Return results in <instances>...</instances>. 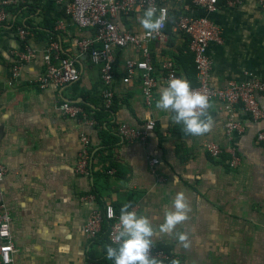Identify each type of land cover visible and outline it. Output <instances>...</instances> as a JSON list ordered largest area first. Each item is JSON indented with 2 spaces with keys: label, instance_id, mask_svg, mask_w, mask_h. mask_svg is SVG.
Segmentation results:
<instances>
[{
  "label": "crops",
  "instance_id": "0c3cea01",
  "mask_svg": "<svg viewBox=\"0 0 264 264\" xmlns=\"http://www.w3.org/2000/svg\"><path fill=\"white\" fill-rule=\"evenodd\" d=\"M190 0H173V15L184 12ZM9 22L0 26V164L9 169L0 184L13 215V234L18 248L15 264H93L106 256L105 246L95 244L84 225L96 205L129 203L153 225L154 244L172 259L163 264H264V145L257 141L264 120L253 122L242 108L232 114L245 130L226 134L229 117L223 103L211 102L205 115L212 126L201 135H191L172 119L171 110L149 106L142 91V78L129 83L126 60L136 57L131 49L117 51L113 83L115 110L104 109L99 67L78 43L94 32L80 29L53 0H33L9 8ZM139 11L118 19L122 29L143 33ZM192 15H204L193 9ZM220 25L224 43H212L211 84L224 87L229 81H244L264 71V11L255 0L232 8L221 3L212 17ZM62 23L64 29L59 24ZM28 26L23 42L18 27ZM50 39L62 55L76 60L80 80L68 87L41 89L36 81L45 71L44 54ZM29 46L34 55L18 77L13 74L20 55ZM188 36L175 27L167 42L155 41L152 50L160 80L166 83L165 61H174L179 76L191 82ZM192 66V64H191ZM190 73V74H189ZM81 103L89 113L101 116L94 126L65 116L58 105ZM156 101V100H155ZM264 109V95L259 97ZM150 119L156 127L146 142H130L119 133L122 122L143 126ZM91 140L90 176L78 174L75 165L81 149L80 134ZM234 145L241 157L237 169L228 156L212 157L208 142ZM159 162L152 167L151 159ZM182 191L188 203L187 219L162 232L166 209ZM96 195V202L84 196ZM189 241L183 247L177 233Z\"/></svg>",
  "mask_w": 264,
  "mask_h": 264
},
{
  "label": "built area",
  "instance_id": "2783aa9c",
  "mask_svg": "<svg viewBox=\"0 0 264 264\" xmlns=\"http://www.w3.org/2000/svg\"><path fill=\"white\" fill-rule=\"evenodd\" d=\"M33 0H0V26L9 22L11 17L9 8L24 5ZM61 7L67 17L80 29H90L94 34L90 38L82 39L78 43L79 51L87 54L91 62L99 67L100 79L104 86L102 98L104 107L110 108L114 103L113 83L115 80L116 54L121 49H131L136 54L126 60L125 77L123 81L129 83L135 77L142 78V91L145 102L152 106L156 100V92L160 80L157 77V65L152 50L155 41L167 42V27L173 19V0H53ZM191 5L183 6L184 12L177 18L175 29L188 36L190 51L194 55L197 84L191 88L204 93L209 101L223 103L229 117L226 122V134L231 140L234 134H242L245 127L236 121L232 115L236 109L242 108L255 123L264 120V109L261 108L259 97L264 95V71L262 74L250 75L244 81H229L224 87H214L211 84L212 58L209 49L212 43L223 44V31L213 15L220 9L221 3L235 8L245 4L248 0H190ZM264 11V0H255ZM147 7L155 9V16L160 21L158 30L139 34L122 29L118 19L127 17ZM201 9L204 15H192L193 9ZM64 29L63 24H59ZM18 33L23 42L28 41L29 31L21 26ZM26 51L20 55L13 74L18 77L24 64L30 62L34 55L27 45ZM45 71L38 77L36 83L41 89H60L77 83L81 78L76 60L62 55L58 43L50 39L44 54ZM163 67L166 71L165 83L172 76H179L174 61H165ZM1 95V94H0ZM60 111L68 117L81 120L84 124L94 126L97 120L80 103L64 101L58 105ZM156 127V120L150 119L143 126L122 122L119 126L121 136L130 142H146L151 131ZM81 149L75 165L78 174L90 176L91 169V140L87 133L81 132ZM257 141L264 145V129L258 132ZM206 150L214 158L228 156V165L237 169L241 164V157L234 145L221 146L218 143L208 142ZM159 162L158 158L151 159L154 167ZM9 169L0 164V184L5 180ZM88 201L96 202V195L89 193L84 196ZM119 214L110 202L96 205L91 210L84 225L86 236L94 240L107 224L108 243H112L118 228ZM13 215L7 206L4 194L0 189V264H15V255L18 248L13 234ZM150 254L162 262L172 259L170 253L152 244ZM93 264H99L94 262Z\"/></svg>",
  "mask_w": 264,
  "mask_h": 264
},
{
  "label": "clouds",
  "instance_id": "9594fccd",
  "mask_svg": "<svg viewBox=\"0 0 264 264\" xmlns=\"http://www.w3.org/2000/svg\"><path fill=\"white\" fill-rule=\"evenodd\" d=\"M155 9H144L140 24L149 31L158 30L160 21L154 19ZM209 101L204 93L191 88L189 81L181 76L170 77L159 90L155 107L171 110L172 119L182 125V130L191 135H201L212 126L211 117L205 115ZM188 203L182 191L172 199V207L165 210L163 222L159 225L162 232H171L175 225L187 219ZM119 228L112 238V243L105 245L106 258L112 264H163L150 254L153 244V225L145 215L137 214L124 203L118 217ZM176 238L183 247L189 246L185 233H177ZM171 264H178L173 259Z\"/></svg>",
  "mask_w": 264,
  "mask_h": 264
},
{
  "label": "trees",
  "instance_id": "16d2710c",
  "mask_svg": "<svg viewBox=\"0 0 264 264\" xmlns=\"http://www.w3.org/2000/svg\"><path fill=\"white\" fill-rule=\"evenodd\" d=\"M182 14V12L179 10L175 13V15L173 16V19L169 22L168 27H167V34L168 35H172L173 29L176 25V20L177 18ZM23 27H25L28 30V26L27 25H22ZM187 51H188V57H190V61L192 60V62H190V70H192V73L190 74L191 77V82L189 81V83L191 84V86H195L197 84L196 82V78H197V70H196V64H195V59H194V55L192 54V52L190 51V39L188 37V47H187ZM192 64V66H191ZM115 103H116V99L114 98V103L110 108H106L104 107L106 112H111L115 110ZM81 104V103H80ZM83 105V104H81ZM84 108L89 112L88 108L85 107V105H83ZM94 118L97 120V123L101 122V116H94ZM115 211L119 214L120 213V208L117 206H114ZM95 242V244H100L105 246L108 243V239H107V224L105 223L102 229V232L100 233V235L93 240ZM106 253V250H105ZM99 264H112V261L107 259L106 256L100 260H98Z\"/></svg>",
  "mask_w": 264,
  "mask_h": 264
},
{
  "label": "water",
  "instance_id": "95a60500",
  "mask_svg": "<svg viewBox=\"0 0 264 264\" xmlns=\"http://www.w3.org/2000/svg\"><path fill=\"white\" fill-rule=\"evenodd\" d=\"M157 18V16H154V19H156Z\"/></svg>",
  "mask_w": 264,
  "mask_h": 264
}]
</instances>
